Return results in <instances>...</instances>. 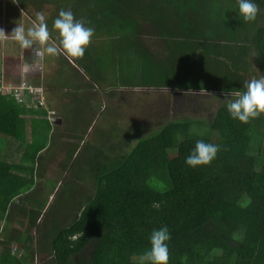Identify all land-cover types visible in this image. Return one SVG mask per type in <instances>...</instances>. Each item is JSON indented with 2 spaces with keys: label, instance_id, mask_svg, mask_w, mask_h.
<instances>
[{
  "label": "trees",
  "instance_id": "1",
  "mask_svg": "<svg viewBox=\"0 0 264 264\" xmlns=\"http://www.w3.org/2000/svg\"><path fill=\"white\" fill-rule=\"evenodd\" d=\"M16 1L33 20L49 11L54 39L53 21L61 10L100 32L94 39L111 36L88 47L82 59L72 58L77 66L63 55L61 71L74 80V95L63 104L78 99L85 86L83 95L89 94L94 84L109 86L110 96L150 86L206 90L214 94L177 99L198 103L199 114L215 117L175 118L146 137L137 132L119 141L122 149L137 140L129 152L109 164L101 153L86 170L81 159L91 143L74 162L79 144L61 140L83 141L78 126L62 132L44 108L0 94V264H33L37 255L41 264H150L140 258L150 250L153 230L163 226L171 236L168 264H264V149L254 147L255 138L264 136L255 135L254 119L242 123L226 103H209L222 90H244L254 65L264 76V0H253L260 8L254 22L243 21L237 0ZM144 36L161 39L163 58L151 52ZM93 100L83 98L82 116L64 108V121L83 119ZM200 140L219 152L211 164L190 167L185 159ZM9 143L14 148L7 149ZM68 146L66 169L72 166L73 177H90L94 185L83 197V183L69 181L44 214L55 192L44 178L45 162ZM47 148L53 150L44 153ZM71 184L64 196L63 187Z\"/></svg>",
  "mask_w": 264,
  "mask_h": 264
},
{
  "label": "rangeland",
  "instance_id": "2",
  "mask_svg": "<svg viewBox=\"0 0 264 264\" xmlns=\"http://www.w3.org/2000/svg\"><path fill=\"white\" fill-rule=\"evenodd\" d=\"M7 2H10V0H0V20L1 16L5 15V12L8 15V13L10 14V12L15 9L12 8L9 12ZM54 7L58 9V5ZM16 13L17 10L15 9L14 15H16ZM44 15L45 17L49 16V11ZM20 21H22L21 16L18 17V23H20ZM30 25L31 22L28 20L26 23L25 20V27L27 28ZM99 33L94 31V35ZM94 37L95 36L92 37L90 46L99 47L104 43L103 40H106L107 43L111 40V36L109 35H106V37L101 36L102 38L99 39H94ZM143 40L147 47L148 43H154L152 46H150L151 52L154 55L160 52L159 55L161 58H163L165 55L162 52L163 47H157L161 46V39L155 38V36H144ZM63 55L64 54L56 56L45 55L43 60L38 61L41 62L39 64H42L40 68L42 77L39 78V81L40 84H43L42 88L45 87L48 104L50 103L51 107L57 111L59 116H64V108L72 110L77 115L82 116V108L85 107L83 98L85 96L88 100L94 98L92 101V109L90 111L88 110V114L84 115L83 119H79L76 122H74V119H71V121L66 120L64 126H62V124L59 125L61 127L60 131L66 133H71L70 131L75 132L74 129H76L77 126L80 129L79 133L83 135V141L81 139L75 140L76 138L71 136L61 137L62 142L64 140L68 142H77L76 144H79L78 154H80L83 146L87 142L91 143V147H88V150L83 153V157L81 159V162L86 167V170L89 169L90 166L96 164V161L100 157L101 153H106V155L109 157V161H107V164H109L116 158V156L125 152H129L136 144L137 140L133 139L131 143L122 149H118L119 141L125 143L127 138L135 136L137 132L142 133V137H146L147 135L158 131V129H160L169 120H177L184 117L188 118L189 116H192L191 118L193 119L204 117L208 120H212L215 117L213 112L208 113L204 111L205 113L199 114V106H197L198 103L194 105L181 104L180 98L177 100L175 94L170 93L168 90H161L158 88L156 89V86H150L148 88L118 89V92L115 96H110L109 86H106V84H96L97 88L95 87L94 89L89 90V94L83 95L85 90L82 88L78 99L71 101L70 103L63 104V102L66 101V95H68V97L74 95L72 92V82H74L72 79L73 76H69L71 74L70 71H66L65 73L64 71H61L60 68V62L63 60ZM33 60L37 62L34 56ZM89 60L90 58H88V56L83 59V61ZM254 72H256V70L255 68H252L251 71L247 72V75L246 73L244 74L249 80L255 75ZM25 79L29 81L31 80L30 78ZM114 83H116V81H114ZM86 88H88V86H85V89ZM68 92L69 94H67ZM105 93H107V96ZM56 94L57 97H59L60 94H63L64 96L59 100V98H56ZM194 94H196V92ZM197 94H200L201 96L206 94L207 97L212 95V93L207 91H199ZM180 96L181 95L178 97ZM54 98L56 99L54 100ZM209 103L214 108H219L221 105H224L226 101L223 95H220L218 98H212ZM73 105L75 106L76 110L73 109ZM194 106L195 108L193 109ZM54 123L57 124L56 122ZM254 133H258V130H254ZM8 148L12 149L14 148V145L11 146L9 143L7 149ZM68 148H70V146L57 153L54 151L56 154L51 156L50 159H47L45 162V170L43 173V175H45L44 178L48 179L49 183L53 185V187H50L55 189V192L47 198L49 201L53 198V195L56 194L58 188L61 189L63 185H66L71 180L83 183V197H85L87 190L86 188H90L94 185V180L90 177L88 178L81 176L78 178V180L77 178L73 177L72 166H68L66 169L67 165H69ZM51 150L53 149H49V152ZM76 155L77 153L73 158L74 162L78 157ZM88 164L90 165L88 166ZM71 187H73L72 184L69 186H64L62 191L63 194L65 190ZM60 189L58 191H60ZM64 196L60 199V201L53 205V208H56V210L60 211L61 207L63 206ZM13 249L16 250L17 245L14 246ZM33 264H41V261L38 260L37 262L36 260Z\"/></svg>",
  "mask_w": 264,
  "mask_h": 264
},
{
  "label": "clouds",
  "instance_id": "3",
  "mask_svg": "<svg viewBox=\"0 0 264 264\" xmlns=\"http://www.w3.org/2000/svg\"><path fill=\"white\" fill-rule=\"evenodd\" d=\"M13 2L16 3L17 1L13 0ZM237 2L239 15L243 18V21H256L260 12L259 6L253 0H237ZM17 4L20 6L18 2ZM24 12L27 13L26 11ZM30 19L32 21L29 27L26 28L23 24L17 23L11 34H8L5 29L0 27V42L8 40L17 42L21 48L30 50L37 62L43 60L45 55L56 56L64 54L73 59H82L94 36V29L86 27L84 21L77 20L71 10H61L53 21V29L58 32V39L53 38L46 22V17L42 12L36 13L34 20L31 16ZM39 67L41 68V65ZM30 81L40 84L39 79H35L34 75ZM94 87L97 88L96 84H94ZM243 87L244 90H222L221 94L224 96L230 116L242 123H248L250 120L257 119L264 114V76L251 78L245 82ZM5 95L15 98L12 93H6ZM15 100L18 102L16 98ZM18 103L24 105L20 102ZM46 106L47 108L42 107L47 110L46 117L48 118L49 111H55L56 120L54 122L59 125L63 116H59L50 103L48 104L47 93ZM54 122L51 123L55 124ZM218 152L219 146L200 140L196 142L195 148L186 157L185 163L190 167L209 165L216 158ZM154 206L158 207V205ZM149 239L150 250L141 256V261H149L150 264H168L170 259L168 242L171 236L167 226L153 230ZM14 246L15 244H12L11 248Z\"/></svg>",
  "mask_w": 264,
  "mask_h": 264
},
{
  "label": "crops",
  "instance_id": "4",
  "mask_svg": "<svg viewBox=\"0 0 264 264\" xmlns=\"http://www.w3.org/2000/svg\"><path fill=\"white\" fill-rule=\"evenodd\" d=\"M3 1H6V0H3ZM10 2H7L9 12L12 8H15L17 10L16 15H14L15 9H13L10 12V14L8 13V15L5 12V15H2L1 20H0V27L5 29L8 34H11L12 29L18 23V17L21 16L22 21H20V23L23 24L24 26H25V20H26V23L28 20L30 22L32 21L30 19V16L27 13H25L18 6L17 2L14 3L13 0H10ZM153 44L154 43H151V42H150V44L148 43L149 46H152ZM158 53H160V52H158ZM0 58H1L0 85H8V86L9 85H18L25 78L33 79V75H34L35 79H39L40 77H42L41 69L39 67L40 65H42V64H39L41 62H35V60H33V55L31 53V51L21 48L20 45L15 41L8 40V41L0 42ZM254 68H255L256 72H254L255 75L253 77H255V78L262 77L259 74L258 69L256 68L255 65H254ZM144 88H148V87H144ZM150 89H153V88H150ZM160 89L170 91V93L176 95V98L179 95L188 96L187 94H194L195 92H196L195 95H200V94H197V92L206 91V90H196V91L187 90V91H184L182 89H169L167 87H160ZM207 92H210V91H207ZM210 93L214 94V92H210ZM0 94L5 95V93H1V92H0ZM63 96H64L63 94H60L59 97H57V94H56V98H59V100ZM56 98H54V100ZM174 107H175V105H174ZM190 117H192V116H190ZM254 120H255V124L258 128V129H256V130H258V133H255V135H258L260 137L264 136V114H262L259 118L254 119ZM60 122H61L60 124H62V126H64L66 123V120L64 121V119H62ZM254 147H256V149H261V148L264 149V138H263V140L255 138ZM44 153H50L49 148H47L46 151H44ZM58 190H57V192H59Z\"/></svg>",
  "mask_w": 264,
  "mask_h": 264
},
{
  "label": "built area",
  "instance_id": "5",
  "mask_svg": "<svg viewBox=\"0 0 264 264\" xmlns=\"http://www.w3.org/2000/svg\"><path fill=\"white\" fill-rule=\"evenodd\" d=\"M42 84L33 83L27 79H23L18 85H0L1 93H12L18 102L28 107H44L46 106V91L42 88ZM48 119L51 122L56 120V112L49 111Z\"/></svg>",
  "mask_w": 264,
  "mask_h": 264
},
{
  "label": "water",
  "instance_id": "6",
  "mask_svg": "<svg viewBox=\"0 0 264 264\" xmlns=\"http://www.w3.org/2000/svg\"><path fill=\"white\" fill-rule=\"evenodd\" d=\"M20 7V6H19ZM21 8V7H20ZM67 57V56H66ZM69 60H70V62H72V64H74L75 66H77V64H76V62L72 59V58H70V57H67ZM81 71L84 73V71H83V69H81ZM78 153H79V151L77 152V155H78ZM76 155V156H77ZM59 189V188H58ZM56 197V194H54L53 195V198L49 201V203H48V205H47V207H46V209H45V211H44V214L47 212V210L49 209V207L51 206V204H52V202H53V200H54V198ZM44 214L42 215V217L44 216ZM36 260H37V262H38V260H39V256L37 255L36 256Z\"/></svg>",
  "mask_w": 264,
  "mask_h": 264
}]
</instances>
